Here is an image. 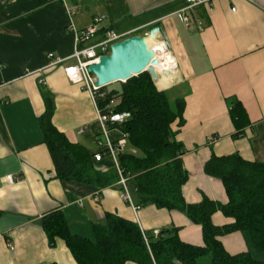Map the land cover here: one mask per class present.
<instances>
[{
    "label": "crops",
    "instance_id": "crops-1",
    "mask_svg": "<svg viewBox=\"0 0 264 264\" xmlns=\"http://www.w3.org/2000/svg\"><path fill=\"white\" fill-rule=\"evenodd\" d=\"M67 3L74 7L72 15L62 1L0 0V264H77L62 239L49 245L40 225L41 217L56 209L63 211L72 233L89 238L93 224H103L105 215L114 213L136 222L144 234L178 227L183 242L202 246L201 226L179 210L147 204L134 212L121 199L117 184L98 188L56 177L39 124L45 110L43 94L54 101L52 124L92 153L98 150L101 127L89 93L65 77V64L37 71L47 64L49 53L59 57L73 53L70 20L83 29L99 17V35L108 27L145 35L158 26L160 32L151 38L165 41L173 71L156 72L155 84L182 95L185 101L184 124L178 126L176 120L171 125L188 173L182 195L187 203L206 197L224 204L228 197L221 180L204 172L211 155L237 153L245 160L264 162V0L195 5L185 11L193 20L187 27L176 14L186 0ZM40 77L43 84L38 83ZM230 97L246 113L247 123L239 137L233 136L236 129L226 102ZM82 126L86 129L77 134ZM120 133L117 127L109 130L112 140ZM210 136L217 139L210 141ZM123 151L137 153L129 145ZM94 164L101 170L114 167L107 156ZM211 219L218 226L233 221L220 211ZM218 240L230 254L248 251L264 261V251L255 248L247 232L233 231ZM198 264H209L208 256L199 258Z\"/></svg>",
    "mask_w": 264,
    "mask_h": 264
},
{
    "label": "trees",
    "instance_id": "trees-1",
    "mask_svg": "<svg viewBox=\"0 0 264 264\" xmlns=\"http://www.w3.org/2000/svg\"><path fill=\"white\" fill-rule=\"evenodd\" d=\"M49 1V0H45ZM156 69V68H155ZM156 72H159L156 69ZM111 84H118L112 87ZM111 88H108V87ZM108 90L104 99L97 98L100 107L113 97L118 99L117 112L130 116L116 127L128 133L126 145L137 153L118 154L122 174L138 206L153 204L168 210H179L201 226L202 246L183 242L178 227L170 226L144 234L134 221L114 213L105 215L103 224L94 223L93 237L70 231L65 214L56 209L40 219L50 246L62 239L77 264H198L208 256L209 264H264L250 252L228 253L218 236L233 231L247 232L255 248L264 251V162L248 161L239 154L211 157L204 164V172L221 180L228 197L226 203L203 197L198 203H187L182 186L188 173L183 167L182 145L174 140L171 125L177 120L184 124V97L170 90L159 89L148 71L116 81L103 87ZM45 110L39 118L46 144L58 179L72 180L104 188L117 184L116 169L101 170L95 166L93 154L80 143L70 141L52 124L53 98L44 93ZM229 114L236 129L234 137L242 135L247 123L246 113L235 98H227ZM216 211L231 217L225 225H215L211 216ZM48 264H55L54 262Z\"/></svg>",
    "mask_w": 264,
    "mask_h": 264
},
{
    "label": "built area",
    "instance_id": "built-area-1",
    "mask_svg": "<svg viewBox=\"0 0 264 264\" xmlns=\"http://www.w3.org/2000/svg\"><path fill=\"white\" fill-rule=\"evenodd\" d=\"M49 1H62L68 7L70 15H72V13L74 12V7L69 6V4L67 3L68 0ZM212 1L213 0H186V5L178 10L176 14L186 27L191 26L193 20L186 14L185 11L191 9L195 5L201 3L209 4ZM99 22V17H93L91 24L83 29H77L74 23L70 20L67 28L74 35L73 53L68 57H59L54 55L53 53H49L47 64L37 72L42 73V70L45 68H51L57 65L65 64L63 66L65 77L71 83L79 85L81 89L89 93L96 107V117L101 127L99 136L96 138V146L98 150L94 152L93 159L97 162L102 160L104 156H107L111 159L114 169H116L118 174L117 185H119L120 187V197L135 212L140 208V206H138L134 202L131 190L128 186V177L122 174L118 161V154L126 145L128 133L121 131L120 136L116 140H112L109 134L110 128L116 127L118 124L123 123L130 116V113L117 112L115 110V106L118 103V99L113 97L109 98L103 107H100L97 103V98H106L108 96V90L103 89V87L96 86L95 76L93 75V73H90L87 70L88 65L97 62L99 56L109 54L110 47L113 43L118 42L127 36H130L131 33H120L115 31L113 28L108 27L103 29L101 31V34L99 35ZM197 24L199 29H201L202 27L200 22H198ZM96 36H98L99 38L93 40ZM161 42L168 51V47L165 41ZM70 59H73V62H68ZM38 83H44L43 77H40ZM85 129L86 126H82L77 129L76 133L81 134ZM209 139L210 141H215L217 137L210 136ZM6 178L8 180L12 179L11 175H7ZM96 199L97 197H95V200ZM158 233V230H155L153 232L154 235H158ZM10 249L13 250L11 246Z\"/></svg>",
    "mask_w": 264,
    "mask_h": 264
},
{
    "label": "water",
    "instance_id": "water-1",
    "mask_svg": "<svg viewBox=\"0 0 264 264\" xmlns=\"http://www.w3.org/2000/svg\"><path fill=\"white\" fill-rule=\"evenodd\" d=\"M159 32L160 28L154 26L145 35L134 34L113 43L109 54L99 56L97 62L87 67V70L95 76V85L104 87L116 81L125 82L143 71H148L153 80H156L154 66L157 64V59L148 39L155 37ZM161 72L168 74L172 70L163 69Z\"/></svg>",
    "mask_w": 264,
    "mask_h": 264
},
{
    "label": "bare ground",
    "instance_id": "bare-ground-1",
    "mask_svg": "<svg viewBox=\"0 0 264 264\" xmlns=\"http://www.w3.org/2000/svg\"><path fill=\"white\" fill-rule=\"evenodd\" d=\"M154 39L149 38L148 43L150 47L154 49L155 58L157 59V64L154 66L158 67V71L161 72L163 69H169L173 71L172 68V56L168 54V51L164 47L162 42H155ZM153 41V42H152ZM152 42V43H151ZM170 55V59H169ZM156 70V69H155ZM166 77V76H164ZM161 84H166L165 82H161Z\"/></svg>",
    "mask_w": 264,
    "mask_h": 264
},
{
    "label": "rangeland",
    "instance_id": "rangeland-1",
    "mask_svg": "<svg viewBox=\"0 0 264 264\" xmlns=\"http://www.w3.org/2000/svg\"><path fill=\"white\" fill-rule=\"evenodd\" d=\"M151 43H152V42H151ZM156 69L158 70L159 68L156 67ZM117 85H118V84H111L112 87H113V86H114V87H117ZM163 85H166V84H163ZM163 85H162V86H163ZM108 88H111V87L109 86Z\"/></svg>",
    "mask_w": 264,
    "mask_h": 264
}]
</instances>
